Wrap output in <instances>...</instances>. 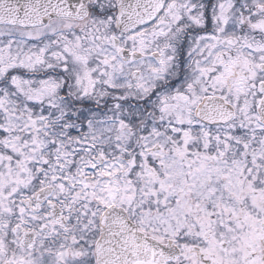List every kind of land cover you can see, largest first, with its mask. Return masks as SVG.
I'll return each instance as SVG.
<instances>
[{
  "label": "snow or ice",
  "instance_id": "snow-or-ice-1",
  "mask_svg": "<svg viewBox=\"0 0 264 264\" xmlns=\"http://www.w3.org/2000/svg\"><path fill=\"white\" fill-rule=\"evenodd\" d=\"M0 264H264V0H0Z\"/></svg>",
  "mask_w": 264,
  "mask_h": 264
}]
</instances>
